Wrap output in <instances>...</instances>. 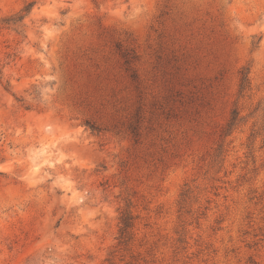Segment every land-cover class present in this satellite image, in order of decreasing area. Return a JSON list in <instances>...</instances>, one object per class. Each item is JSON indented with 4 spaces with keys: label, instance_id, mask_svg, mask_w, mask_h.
Returning <instances> with one entry per match:
<instances>
[{
    "label": "rangeland",
    "instance_id": "obj_1",
    "mask_svg": "<svg viewBox=\"0 0 264 264\" xmlns=\"http://www.w3.org/2000/svg\"><path fill=\"white\" fill-rule=\"evenodd\" d=\"M20 9L0 264H264V0H0V19Z\"/></svg>",
    "mask_w": 264,
    "mask_h": 264
},
{
    "label": "trees",
    "instance_id": "obj_2",
    "mask_svg": "<svg viewBox=\"0 0 264 264\" xmlns=\"http://www.w3.org/2000/svg\"><path fill=\"white\" fill-rule=\"evenodd\" d=\"M31 3H28L25 8L23 9L24 11L28 10L30 8ZM22 9H20L19 12L15 13L12 16L9 17H4L0 19V26H8L10 24H15L17 22L22 21ZM0 74H1V69H0ZM248 85V78H247V71L242 72V76L240 79L239 83V90L243 91ZM236 123V112H233V116L230 118L228 122V129L230 130L234 124ZM121 226L119 228L120 232V238L121 239H126L129 237L130 234V229L133 225L132 223V216L129 211H124L121 216Z\"/></svg>",
    "mask_w": 264,
    "mask_h": 264
}]
</instances>
